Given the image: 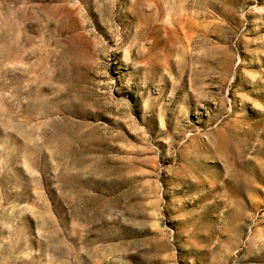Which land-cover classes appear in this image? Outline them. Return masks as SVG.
Listing matches in <instances>:
<instances>
[{
    "label": "rangeland",
    "instance_id": "rangeland-1",
    "mask_svg": "<svg viewBox=\"0 0 264 264\" xmlns=\"http://www.w3.org/2000/svg\"><path fill=\"white\" fill-rule=\"evenodd\" d=\"M0 264H264V0H0Z\"/></svg>",
    "mask_w": 264,
    "mask_h": 264
}]
</instances>
